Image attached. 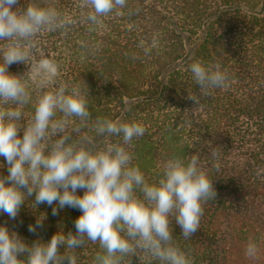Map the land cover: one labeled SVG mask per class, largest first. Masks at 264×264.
<instances>
[{
    "label": "trees",
    "instance_id": "1",
    "mask_svg": "<svg viewBox=\"0 0 264 264\" xmlns=\"http://www.w3.org/2000/svg\"><path fill=\"white\" fill-rule=\"evenodd\" d=\"M33 2L55 6L70 23L38 33L30 61L46 57L59 64L54 86L63 82L78 84L85 93L88 89L92 118L80 133L73 131L80 121L72 118L66 132L73 139L86 136L99 147L106 139L122 137L98 136L93 129L97 116L141 123L145 133L128 150L149 184L159 179L173 155L199 154L216 197L203 204L199 229L189 240L170 216L173 238L193 264H264V0H127L124 9L102 17L99 26L87 21L89 9L81 8V0H19V6ZM142 40L148 54L139 46ZM195 59L220 63L230 74V85L201 95L188 67ZM29 69L13 63L8 71L23 76ZM29 91L22 123L34 114L41 93L35 85ZM215 148L221 150L213 158ZM0 165H6L3 157ZM0 175H8L6 166ZM83 192L78 189L77 195ZM34 201L33 194L15 219L0 213V226L29 246L37 239L48 243L59 231L76 233L79 209L65 207L53 215L56 203L34 207ZM38 220L42 227L30 232L29 225ZM250 241L259 249L254 261L245 256ZM98 252V243L86 241L76 249L77 264H92ZM122 264L160 262L138 250Z\"/></svg>",
    "mask_w": 264,
    "mask_h": 264
},
{
    "label": "clouds",
    "instance_id": "2",
    "mask_svg": "<svg viewBox=\"0 0 264 264\" xmlns=\"http://www.w3.org/2000/svg\"><path fill=\"white\" fill-rule=\"evenodd\" d=\"M126 3L81 0L80 6L89 9L87 21L99 26L102 17L124 9ZM69 23L67 15L51 4L42 7L33 2L21 7L19 0H0V41L5 42L0 49V157L6 162L0 167L6 166L8 172L0 175V213L15 219L33 194L34 207L57 204L53 215L65 207L82 212L74 221L75 234L59 231L50 242L37 239L31 246L6 225L0 226V264H62L65 260L77 264L76 249L86 241L102 249L92 264H122L138 250L160 264H193L190 253L173 238L169 217H175L181 237L189 240L199 229L203 204L216 197L213 180L201 167L199 154L173 155L164 163L159 179L149 184L128 150L131 141L145 133L136 121L97 116L93 129L98 136L122 137L116 142L106 139L99 147L86 136L73 139L66 132L72 118L80 121V127L73 129L76 133L92 118L88 89L85 93L78 84L63 82L54 86L59 64L46 57L30 61V57L38 33L63 29ZM144 44L142 40L139 46L148 54L150 49ZM13 63L30 65V69L23 76L11 74L8 68ZM188 67L203 96L230 85L228 70L218 62L205 64L195 59ZM33 85L41 93L34 114L22 123V109L31 102ZM188 98L199 102L196 96ZM220 150L212 149V157H218ZM78 189L84 190L82 196L77 195ZM37 227H42L40 220L29 225V231L34 233ZM258 253L250 241L246 258L254 261Z\"/></svg>",
    "mask_w": 264,
    "mask_h": 264
}]
</instances>
